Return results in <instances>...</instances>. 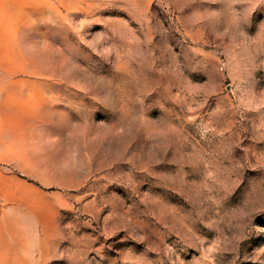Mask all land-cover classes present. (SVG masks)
<instances>
[{
    "label": "rangeland",
    "instance_id": "obj_1",
    "mask_svg": "<svg viewBox=\"0 0 264 264\" xmlns=\"http://www.w3.org/2000/svg\"><path fill=\"white\" fill-rule=\"evenodd\" d=\"M0 264H264V0H0Z\"/></svg>",
    "mask_w": 264,
    "mask_h": 264
}]
</instances>
